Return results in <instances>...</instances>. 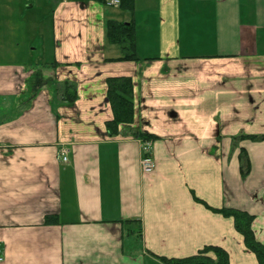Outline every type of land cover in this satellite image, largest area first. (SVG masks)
<instances>
[{
    "label": "crops",
    "instance_id": "1",
    "mask_svg": "<svg viewBox=\"0 0 264 264\" xmlns=\"http://www.w3.org/2000/svg\"><path fill=\"white\" fill-rule=\"evenodd\" d=\"M28 1L32 42L0 48V264H165L208 246L259 264L216 210L255 215L264 245V0ZM110 20L135 25L137 61H109L123 56ZM109 77L134 82L135 120L116 136Z\"/></svg>",
    "mask_w": 264,
    "mask_h": 264
},
{
    "label": "trees",
    "instance_id": "2",
    "mask_svg": "<svg viewBox=\"0 0 264 264\" xmlns=\"http://www.w3.org/2000/svg\"><path fill=\"white\" fill-rule=\"evenodd\" d=\"M99 4L106 5L107 0H94ZM118 7L123 11H133L135 0H119ZM107 41L112 45L120 46L123 56L118 59H111L114 62H133L138 60L136 51L137 30L133 23H121L110 20L106 26ZM106 82V99L110 104L113 118L106 122V129L109 135L119 134L122 126H128L135 120V101H134V82L130 77H109ZM61 100L69 105H74L78 100V92L73 83H64L60 88ZM143 141L155 140L157 136L151 134H141ZM253 140L259 139L258 136H250ZM245 172V171H244ZM225 217H232L236 231L243 237L246 249L255 254L259 264H264V245L260 243L253 230V223L256 216L247 211L235 208H224L216 210ZM133 221H127L132 223ZM47 225L59 224L56 216H47ZM165 264H230L229 253L221 247L208 246L197 255L182 258L168 259L161 258Z\"/></svg>",
    "mask_w": 264,
    "mask_h": 264
},
{
    "label": "rangeland",
    "instance_id": "3",
    "mask_svg": "<svg viewBox=\"0 0 264 264\" xmlns=\"http://www.w3.org/2000/svg\"><path fill=\"white\" fill-rule=\"evenodd\" d=\"M2 1H5V0H0V37H1L0 38V48L4 46L3 40L4 41L7 40V46L14 50L16 49L15 46H17L18 44L23 46V45H26L29 41L32 42V39H31L32 35H35L37 31L36 30L32 31V26H28V24L24 31L20 29L21 23L18 21V14L19 16H21V13H22L18 7V3L20 2V0H11L8 3L9 4L8 7H7L8 4L6 2H4V4L3 3L1 4ZM45 1L46 0H29L27 3L34 5V8H35L34 10H38L40 6L43 7V5L45 4ZM59 1L61 0H58V2ZM69 1L75 2L77 0H69ZM79 1H83V0H79ZM97 5H100V4H97ZM100 17L101 16H99L98 18L99 20H100ZM25 18L29 22V19H28L29 17L25 15ZM14 21H16L17 24ZM4 22H8L9 24H7L6 26H2L4 25Z\"/></svg>",
    "mask_w": 264,
    "mask_h": 264
},
{
    "label": "built area",
    "instance_id": "4",
    "mask_svg": "<svg viewBox=\"0 0 264 264\" xmlns=\"http://www.w3.org/2000/svg\"><path fill=\"white\" fill-rule=\"evenodd\" d=\"M119 4H120L119 0H107L106 3L107 6H118ZM142 144H143V152H144V156L141 159L142 170L144 174L150 175L155 171L156 168V162L151 157L150 154L152 141L150 140L143 141ZM59 155L61 156L64 162L68 160L67 152L65 151V149H61ZM3 261H4V256L2 255L0 250V263H2Z\"/></svg>",
    "mask_w": 264,
    "mask_h": 264
}]
</instances>
